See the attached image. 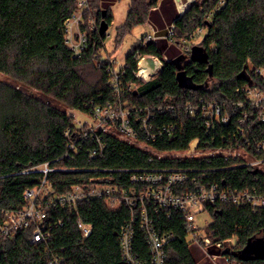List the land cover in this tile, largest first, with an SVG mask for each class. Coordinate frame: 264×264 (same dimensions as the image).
I'll use <instances>...</instances> for the list:
<instances>
[{"label":"trees","instance_id":"trees-1","mask_svg":"<svg viewBox=\"0 0 264 264\" xmlns=\"http://www.w3.org/2000/svg\"><path fill=\"white\" fill-rule=\"evenodd\" d=\"M115 1L122 0H89L85 18L95 5L97 22L104 19L109 27L113 22L109 7ZM128 1L125 20L116 29L117 47L133 28L152 21L153 16L160 15L169 27L173 25V35L135 43L114 88L109 64H95L105 40L98 27L88 32L86 48L78 56L65 43V23L78 10L77 0H0V224L3 212L22 208L25 189L41 182L43 174L30 169L45 163L50 168L67 169L47 175L58 194L97 177H109L127 187L131 174L162 167L188 170L190 176L204 175V183L215 182L220 188L264 189V174L247 166L242 157L158 159L151 151L111 133L98 132L104 145L101 155L89 156L98 144L87 140L73 157L65 137L73 128V119L66 109L92 114L95 109L126 101L138 139L153 151L184 152L195 142L199 150L236 147L264 159V153L254 151L256 143L264 142L260 118L264 108L253 107L246 93L254 86L264 89V79L258 73L264 69V0H226L218 9V0H198L178 17L164 12L166 0ZM198 30L203 32L201 36ZM198 36L200 41L192 44ZM185 47L190 50L184 52ZM193 47L201 49L202 59L192 56ZM146 55L159 57L163 68L153 80L142 82L135 72ZM178 57L182 58L180 70L189 80L184 87L177 79L179 69L174 60ZM92 68L98 75L95 79L88 74ZM198 100L218 103L229 115L228 122H214L208 128L201 112L189 115L186 104ZM169 105L175 107V115L154 111L146 121L147 134L141 130L146 108ZM245 114L246 121L240 123ZM205 209L212 221L203 230L212 244L235 239L231 248L222 250L229 248L225 254L229 264H264V258L254 255L240 257L249 243L264 242L263 209L218 203L206 204ZM50 215L51 223L62 220L52 227L51 241L31 244V229L0 238V264H48L53 254L65 264H128L118 240L121 227L130 218L126 206L111 209L104 200L80 205L79 216L92 225L88 237L81 234L75 216L66 211H50ZM150 216L158 232L173 236L166 246V264H198L200 251L193 252L180 213L174 211L168 217L163 210H151ZM133 247L139 259H149L144 235L138 230Z\"/></svg>","mask_w":264,"mask_h":264},{"label":"built area","instance_id":"built-area-1","mask_svg":"<svg viewBox=\"0 0 264 264\" xmlns=\"http://www.w3.org/2000/svg\"><path fill=\"white\" fill-rule=\"evenodd\" d=\"M225 2L226 0H218L217 9L222 7ZM77 3L78 10L65 23V43L78 56L86 48L88 32L97 30V25L96 21L94 22L90 17L85 18L86 11L90 9L89 0H77ZM83 26H85V29ZM173 28V25L169 27L168 36L173 35ZM197 32L201 33V30ZM147 41L150 40H144L143 43ZM189 50L190 47L183 49L184 52ZM149 57L152 59L153 67L146 65L145 56L138 63L135 75L140 80L158 74L163 65L159 58ZM144 68H146V72L142 73ZM108 72L111 86L117 88L116 83H118L121 69L117 72L112 66V62H110ZM258 73L264 79V69L259 70ZM246 93L247 100L253 107L264 108V89L254 86L248 89ZM118 94L120 95V93ZM115 106L116 104L103 109H95L92 114L83 113L93 119L92 124L73 119V128L65 132V137L69 141L68 148L73 152V157L78 154L82 143L87 140L95 141L98 144V148L92 149L89 156L93 158L96 155H101L104 145L98 136V132L111 133L121 141L149 150L158 159L172 156L171 153L173 152L153 151L146 142L140 141L129 120L131 108L124 111ZM175 110V107L171 105L156 107L155 109L146 108L143 111L145 117L142 119L141 130L146 131L147 134L146 121L153 117L154 111L174 114ZM185 111L191 116L196 112H201L207 120L206 125L208 128L214 122L226 124L229 120V115L223 113V109L218 103H204L203 100H198L195 104L189 102L185 106ZM260 118L264 121V110L260 112ZM245 121L246 114L240 119V123ZM254 149L256 154L264 153V142L256 143ZM193 151L196 154L178 158H200L215 155L242 157L246 159L247 166L264 174V169L261 168L264 167V159L251 157L242 148L227 147L224 149L199 150L194 147ZM66 155L68 156V154ZM152 158L149 161H152ZM247 158H250L251 161ZM30 170L41 172L43 178L35 187L25 189L23 192L24 205L21 209L2 213L3 221L0 224V238H11L21 230L31 229L28 238L31 244H47L52 239V227L62 224L60 218L51 223L50 211H66L75 216L81 234L88 237L92 225L84 222L79 216V206L88 204L93 200H104L111 209L124 205L130 211V218L121 227L118 237L121 255L128 264H166V246L173 239V236L157 231L150 216L151 210L155 212L163 210L168 217L174 211L180 213L193 244H197L202 250H207L209 247L219 249L220 254L213 256H210L207 252L206 254L213 260L220 259L227 264H229V259L222 250L225 247L231 248L233 246L228 245L231 240L212 244L210 237L203 230L209 223L204 228H200L196 223V212L206 211V204L215 203L235 206L246 205L253 210H264V189L220 188L215 182L204 183L202 177L204 175L190 176L189 171L184 169L162 167L139 171L130 175V184L127 187L120 185L118 181L111 180L109 177L90 178L87 181L73 185L65 194H58L53 190L47 180V175L55 170L65 171L66 168H50L48 163H45ZM136 230L144 235L149 252L148 260H141L135 254L133 246ZM48 264H65V261L58 254H53Z\"/></svg>","mask_w":264,"mask_h":264},{"label":"rangeland","instance_id":"rangeland-1","mask_svg":"<svg viewBox=\"0 0 264 264\" xmlns=\"http://www.w3.org/2000/svg\"><path fill=\"white\" fill-rule=\"evenodd\" d=\"M198 0H179L176 2L175 0H166L164 3L163 10L164 12H171L173 16H180V13H184L188 7L194 2ZM96 4V3H95ZM128 6L129 1L128 0H122L120 2L115 1L114 3H111L110 10L113 14V22L108 27L106 33H105V40L103 47L99 50L97 53V57L95 60V64L99 65L102 64V61H105L106 63L110 64L112 62V66L115 68V70L118 72L122 67L124 66L125 57L130 52L132 46L135 43H141L144 40H153L156 37H163L166 38L169 35V27L166 29L158 32L156 29H154L149 21L145 22L142 26H136L133 28V30L125 35L120 45L117 47L115 44V35H116V29L124 22L125 17L128 12ZM95 8H98L94 5ZM93 8L91 11V15H88L91 20L94 22L96 21V25L99 29L100 23L97 22V16L96 11L97 9ZM184 8V9H183ZM177 9V10H176ZM178 11V12H177ZM102 20V19H101ZM101 22V21H100ZM203 32H201L200 36ZM160 35V36H159ZM200 36H198L196 39H194L192 44H197L200 41ZM191 45V43L188 42V46ZM162 50V47H160ZM149 56H145L147 58ZM115 61V63H113ZM88 74L91 79H95L98 77L96 70L91 69L88 71ZM157 74L153 76H149L146 79H142V82H149L155 78ZM119 109H123L124 111H127L130 108L129 102H119L117 101L116 106ZM66 113L71 116L72 119L81 121V122H87L89 124H92L93 119L88 117L87 115L80 113L78 111H75L73 109H66ZM74 116V117H73ZM195 147V142L191 143L190 150L185 152H173L171 153V157H184L189 156L192 154H196L193 150ZM248 159V158H247ZM251 161V159H248ZM264 169V167H261ZM196 217V223L200 228H204L206 224L210 223L212 221L211 216L206 211H197L195 214ZM235 242V239L231 240V242L228 243L229 246H232ZM192 250L195 253L197 250H199V260L198 264H227L223 260L216 259L213 260L210 256H213L215 254H220V250L215 247H209L207 250H202L197 244L192 245ZM206 252L210 255L207 256Z\"/></svg>","mask_w":264,"mask_h":264},{"label":"water","instance_id":"water-1","mask_svg":"<svg viewBox=\"0 0 264 264\" xmlns=\"http://www.w3.org/2000/svg\"><path fill=\"white\" fill-rule=\"evenodd\" d=\"M176 2H178L179 0H175ZM103 17L105 15V11H103ZM181 15V14H180ZM108 29V24L106 23V21L104 19L101 20L100 22V26H99V34L100 35H104L106 33ZM192 56L196 59H202L204 56L201 52V49H199L198 47H193L192 48ZM182 58L178 57L176 58L174 61L177 64V68L179 69L178 73H177V79L180 83V86L184 87L188 85V81L185 77V73L183 71L180 70V62H181ZM146 65L153 67V62L152 59L150 57L145 59ZM163 66H161L160 70H162ZM224 254H228L229 253V248H226L223 251ZM254 255L257 258H264V242L263 240H256L254 242H251L247 245V247L240 252V257L241 258H249L250 256Z\"/></svg>","mask_w":264,"mask_h":264},{"label":"crops","instance_id":"crops-1","mask_svg":"<svg viewBox=\"0 0 264 264\" xmlns=\"http://www.w3.org/2000/svg\"><path fill=\"white\" fill-rule=\"evenodd\" d=\"M177 10V9H176ZM178 12V11H177ZM165 19H163L160 15L159 16H153L152 21H150L149 23L151 24V26L156 29L158 32L166 29L167 27H169V23L167 22ZM160 36V35H159ZM158 39H165L163 37H156L154 40H158Z\"/></svg>","mask_w":264,"mask_h":264},{"label":"bare ground","instance_id":"bare-ground-1","mask_svg":"<svg viewBox=\"0 0 264 264\" xmlns=\"http://www.w3.org/2000/svg\"><path fill=\"white\" fill-rule=\"evenodd\" d=\"M179 3V2H178ZM184 9V8H183ZM159 58V57H158ZM135 72V70H134ZM146 72V68L142 69V73H145Z\"/></svg>","mask_w":264,"mask_h":264}]
</instances>
